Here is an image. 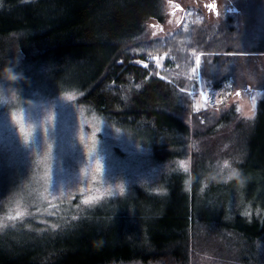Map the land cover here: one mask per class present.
Returning <instances> with one entry per match:
<instances>
[{
    "label": "trees",
    "instance_id": "obj_1",
    "mask_svg": "<svg viewBox=\"0 0 264 264\" xmlns=\"http://www.w3.org/2000/svg\"><path fill=\"white\" fill-rule=\"evenodd\" d=\"M163 4L0 0V49L10 61L52 70L54 80L72 82L80 102L140 125L156 161L190 156L187 173L170 172L164 190L137 184V198L116 197L75 215L6 219L9 191L0 187V264H264V97L249 119L235 103L194 110L191 71L180 74L169 60V69L139 64L136 57L166 49L145 30L147 21L162 23ZM193 27L192 37L175 35L170 50L185 68L197 51L210 53L202 74L219 88L216 53L236 50L233 18L221 17L215 33ZM11 43L19 56L9 54ZM250 49L263 52L264 39Z\"/></svg>",
    "mask_w": 264,
    "mask_h": 264
},
{
    "label": "rangeland",
    "instance_id": "obj_2",
    "mask_svg": "<svg viewBox=\"0 0 264 264\" xmlns=\"http://www.w3.org/2000/svg\"><path fill=\"white\" fill-rule=\"evenodd\" d=\"M204 1L211 0H164V20L147 21L145 30L147 38L166 44V49L150 51L144 59L135 60L143 66L152 61L164 69L170 68L166 62L169 60L178 73L188 75L191 71L196 80V85L191 87L194 110L218 111L235 103L240 116L252 118L264 97V51L250 49L264 39V0H216L217 14L212 9L207 12ZM230 6L236 7V11L228 10ZM226 16L233 18L238 41L236 50L216 53L222 67L220 73L223 72L222 86L216 88L202 74L203 57L210 53L197 51L191 66L185 68L180 67L182 62L175 55L178 52L170 48L178 33L192 37L195 24L206 33H215V24ZM175 48L183 49L180 45ZM10 49V55L21 54L17 43H11ZM2 59L6 60L4 65L9 64L22 75L14 88L7 89L16 99V105L0 106V187L9 191L2 201L4 218L43 217L56 210L75 215L100 202L101 207H106L111 204L108 200L116 197L137 198L134 188L137 184L164 190L161 185L168 180L170 172L180 170L186 174L189 170L187 151L177 159L156 161L149 137L140 125L117 122L90 104L80 102L72 82L54 80L50 77L52 70L50 74L33 64L10 61L1 48ZM187 62L188 59L186 65ZM216 65L215 71L220 68ZM6 84L7 81L0 79V85ZM17 92L26 105L36 101L47 107L46 123L42 122V134L37 133V143L31 136L32 125L19 106ZM29 112L36 114L33 110ZM26 135L28 140H24ZM226 163L223 159L222 165ZM4 218H0V225Z\"/></svg>",
    "mask_w": 264,
    "mask_h": 264
},
{
    "label": "clouds",
    "instance_id": "obj_3",
    "mask_svg": "<svg viewBox=\"0 0 264 264\" xmlns=\"http://www.w3.org/2000/svg\"><path fill=\"white\" fill-rule=\"evenodd\" d=\"M21 78L22 75L20 73L15 72L13 68L10 67L8 64H6L2 69H0V79L7 81V86L0 85V106L16 105V99L12 98L11 93H9L7 89L14 88V84ZM16 97L19 98V106L25 112L26 121L32 125L31 136L33 138V141L37 143V133L39 132L42 134V122L46 123L45 109L47 107L43 106L42 104L36 101H32L31 104L26 105V100L19 95V92L16 93ZM29 110L35 111L36 114L32 115ZM8 114L10 122L13 125L12 120L10 118V109L8 111ZM24 140H28L27 135L24 137Z\"/></svg>",
    "mask_w": 264,
    "mask_h": 264
},
{
    "label": "flooded vegetation",
    "instance_id": "obj_4",
    "mask_svg": "<svg viewBox=\"0 0 264 264\" xmlns=\"http://www.w3.org/2000/svg\"><path fill=\"white\" fill-rule=\"evenodd\" d=\"M203 3L207 6V8H206V9H207V12H208L209 10L212 9L213 12L217 14V9H216V7H217V2H216V0H211V1L208 2V3L204 1ZM178 8L181 9V7H178ZM227 9H228V10H230V9L232 10V9H233V10L236 11L237 8L234 7V6H233V7L230 6V7H228Z\"/></svg>",
    "mask_w": 264,
    "mask_h": 264
},
{
    "label": "snow or ice",
    "instance_id": "obj_5",
    "mask_svg": "<svg viewBox=\"0 0 264 264\" xmlns=\"http://www.w3.org/2000/svg\"><path fill=\"white\" fill-rule=\"evenodd\" d=\"M196 61H197V64H199V62H200V58L198 57V59L196 58ZM9 65V64H8ZM10 66V65H9ZM10 67H12V66H10ZM13 68V67H12ZM237 95H239V93H237ZM72 97L69 95L68 96V99H71ZM237 110H239V109H237ZM23 130V129H22ZM234 175H236V173H234ZM120 191L121 192H123L124 191V189H123V187H121L120 188ZM18 215H19V213H18Z\"/></svg>",
    "mask_w": 264,
    "mask_h": 264
}]
</instances>
